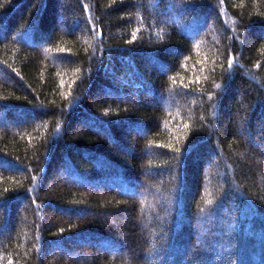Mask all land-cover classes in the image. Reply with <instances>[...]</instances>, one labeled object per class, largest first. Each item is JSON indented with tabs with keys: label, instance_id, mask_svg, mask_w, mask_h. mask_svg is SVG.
<instances>
[{
	"label": "trees",
	"instance_id": "1",
	"mask_svg": "<svg viewBox=\"0 0 264 264\" xmlns=\"http://www.w3.org/2000/svg\"><path fill=\"white\" fill-rule=\"evenodd\" d=\"M0 264H264V0H0Z\"/></svg>",
	"mask_w": 264,
	"mask_h": 264
}]
</instances>
